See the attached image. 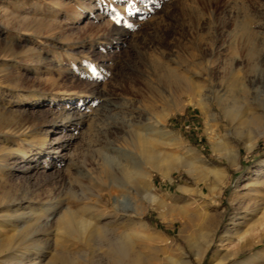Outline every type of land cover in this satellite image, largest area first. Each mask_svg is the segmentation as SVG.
<instances>
[{"label": "rangeland", "instance_id": "1", "mask_svg": "<svg viewBox=\"0 0 264 264\" xmlns=\"http://www.w3.org/2000/svg\"><path fill=\"white\" fill-rule=\"evenodd\" d=\"M263 101L264 0H0V264H31L33 245L36 264H106L115 240L142 264H178L176 245L213 264L226 228L242 234L230 250L263 237L221 264L251 259L264 250V135L244 142ZM69 109L85 114L63 129ZM191 151L193 168H174ZM186 203L215 215L200 261L181 238ZM67 211L91 224L85 244L56 235Z\"/></svg>", "mask_w": 264, "mask_h": 264}, {"label": "bare ground", "instance_id": "2", "mask_svg": "<svg viewBox=\"0 0 264 264\" xmlns=\"http://www.w3.org/2000/svg\"><path fill=\"white\" fill-rule=\"evenodd\" d=\"M245 44H244V46H245ZM246 45H247L246 46V48H247L246 60L249 61V59L254 57V55H257V52L255 51V46H254V44H252L251 41H248ZM247 63H246L247 70L245 71V73L247 74V78L251 77V79H250L251 82L255 83V80L260 78L261 70H257V71L254 70L255 69L254 65L253 64H247ZM260 66H262V64ZM110 104L112 105V103H110ZM258 108H259L258 117L257 116L255 117V121H256L255 131H252L251 135L244 142L245 148L247 150H251V148L254 146V143L261 136L264 135V123H262V117L264 115V101L262 103H260ZM63 113H64V111H63ZM72 114L73 115L76 114V116H72ZM83 114H85V112L75 113V112H73L72 109L67 110L66 114H62L65 116L63 118V121L66 120V123L68 124V125L64 126L63 129L71 128L72 122L77 121V120L79 121V119H82L81 117L83 116ZM210 131H211V133L215 132V128H213V126L210 127ZM224 151L227 155H230L232 157V159H235V156H236L235 151L231 147L230 148L225 147ZM191 154H193L191 156L192 158L188 157V158H190V161L184 160V157H182V156L177 157L174 160V168H177L178 166L183 165V166H186V167H189L192 169L194 161L198 162L200 159L196 155H194L195 153L193 151H191ZM148 161H149V163L154 165V163H156V158L150 156L148 158ZM153 167H155V166H153ZM32 168L33 167H31V170H32ZM161 171H162L163 175H165V176L168 175V169L161 170ZM140 176L141 175H138V177H140ZM152 189L153 188L146 186V188L143 191V198H145L146 200H148L150 202H155L157 204V206L162 207L163 201L154 195V193L152 192ZM188 206H189V204L186 203L184 206L180 207V215H181L180 220H181V224L183 226V229H184V231L189 229V232H187L186 235L181 236V238L183 240H185L186 245H187L188 249L191 251L195 260L200 261L201 258L204 256V254L207 252V250L210 248V245L213 242L212 237H213V233H214L215 215H213V214H209V215L188 214L187 213V207ZM233 217L234 216H232L229 219V221H230L232 227L234 228V227H236V224L233 223V220H232ZM40 218H41L40 215H36V216H34V218H32L30 220L31 221L34 220V222H37L40 220ZM56 226H57V229H56L57 230L56 231L57 236H63L64 238H72V239L74 238L75 240L77 239V241H78V239H80L83 241V244H85L84 243V241H85L84 237L88 234V227L91 226V224L84 219L79 220L71 212L67 211L64 216L57 219ZM141 226H142L141 230H143V228H147L146 226H144V227H143V225H141ZM95 230L96 229H94V232H95ZM138 233L139 232H136L135 234L137 235ZM90 234H93V231H90ZM241 235L242 234H238L237 232L233 231V229L232 230L228 229V228L225 229L223 236L219 238L218 244H217L218 246H220L219 250L223 251L224 253L222 255L220 254V252L213 253V255H212L213 264H221L222 262L226 261L227 259H229L231 257H235L240 251H242L246 248H249L253 245H256L258 243V241L261 240V237H263V235H258L255 237V241H252V242L248 241V242H245L243 244H236L234 249L230 250L229 249L230 242H232V240L235 236L238 238V240L241 239ZM113 237H115V236L113 235ZM144 237H145V235H144ZM100 240L102 241V239H100ZM27 241L34 243L36 241V239L34 238V236L32 234H30L29 237L27 238ZM88 241H92V240L89 239ZM112 242H115V243H111V242H106V244L104 243V245L106 247V264H142L139 257L131 251V249L129 248V245H127V244L123 245V243H122L123 241H121V240H115ZM99 246H102V244H100ZM26 248L27 249L34 248L37 250V254H35L36 259L31 260L30 261V262H32L31 264H36V260L40 259L44 255V253L41 252L42 248H40V247H34V245H33V246H27ZM176 250H178V253L180 254V259L176 262H178V264H188L189 261L185 257L186 252L179 245H176ZM20 258H24V257H20ZM26 259L27 258L25 257V261H26ZM21 260H23V261H21ZM25 261H24V259H20V261H18L17 263L18 264H25ZM61 262L63 264H66V263H64V261H61ZM240 264H264V250L258 252L251 259L245 260Z\"/></svg>", "mask_w": 264, "mask_h": 264}]
</instances>
